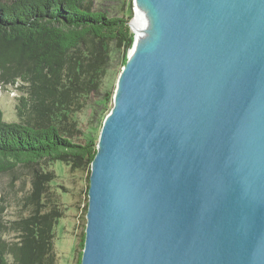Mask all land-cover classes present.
<instances>
[{"label":"water","instance_id":"water-1","mask_svg":"<svg viewBox=\"0 0 264 264\" xmlns=\"http://www.w3.org/2000/svg\"><path fill=\"white\" fill-rule=\"evenodd\" d=\"M81 264H264V0H133Z\"/></svg>","mask_w":264,"mask_h":264},{"label":"trees","instance_id":"trees-1","mask_svg":"<svg viewBox=\"0 0 264 264\" xmlns=\"http://www.w3.org/2000/svg\"><path fill=\"white\" fill-rule=\"evenodd\" d=\"M130 20L97 9L95 0H0V81L23 89L17 121H6L0 108V173L43 168L34 173L28 213L12 221L15 240L0 237V264H56L54 229L65 213L46 166L62 161L90 176L98 138L81 127L79 114L105 109L111 99L106 79L127 61ZM84 240L85 224L76 264Z\"/></svg>","mask_w":264,"mask_h":264},{"label":"rangeland","instance_id":"rangeland-1","mask_svg":"<svg viewBox=\"0 0 264 264\" xmlns=\"http://www.w3.org/2000/svg\"><path fill=\"white\" fill-rule=\"evenodd\" d=\"M95 7L111 15L131 16L130 22L135 16L133 0H95ZM114 66L106 79L111 90L113 87V95L124 65L115 63ZM20 95H23V89L0 81V108L8 122L18 120L16 105ZM113 95L107 100L105 109L93 112L88 107L79 114L81 127H87L86 131H91L96 139L101 131L102 117L105 118L113 107ZM46 167L54 175L48 184H51L50 187L58 196L65 213L54 229L56 264H76L81 251L79 241L86 224L83 216L86 215L89 173L86 170L72 171L62 161H56ZM41 170L43 168L39 166L17 165L8 172L0 173V237L5 242L15 240V233L11 229L12 221L28 213L31 205L28 197L32 190L34 173L42 172Z\"/></svg>","mask_w":264,"mask_h":264},{"label":"bare ground","instance_id":"bare-ground-1","mask_svg":"<svg viewBox=\"0 0 264 264\" xmlns=\"http://www.w3.org/2000/svg\"><path fill=\"white\" fill-rule=\"evenodd\" d=\"M131 24H132V27L135 30L140 31L141 28H139V27H142L143 17H142L141 12L138 11L137 9H136V13H135L134 19L131 21Z\"/></svg>","mask_w":264,"mask_h":264}]
</instances>
